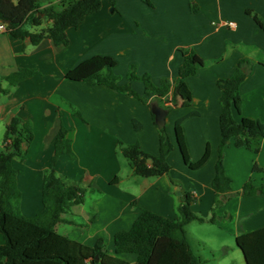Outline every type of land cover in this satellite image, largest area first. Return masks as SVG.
I'll return each instance as SVG.
<instances>
[{"label": "crops", "instance_id": "1", "mask_svg": "<svg viewBox=\"0 0 264 264\" xmlns=\"http://www.w3.org/2000/svg\"><path fill=\"white\" fill-rule=\"evenodd\" d=\"M59 1L39 3L45 7ZM115 8L104 0L100 11L88 15L79 27L68 29L70 43L66 46H56L50 39L34 45L29 38L19 39L0 30V133L16 117L31 123L34 133L25 158L13 162L19 170L20 211L34 217L43 209L44 171L50 166L63 124L70 129L75 158L63 154L55 169L85 188L86 194L96 195L87 208L85 194V202L72 208L67 217L70 222L60 224L59 232L90 246L103 239L111 254H116L115 234L130 229L143 211L179 218L176 204L181 190L172 179L196 197L193 211L206 219L212 216V183L221 142L218 81L230 77L241 60L250 61L252 68L240 88L242 115L235 110L234 116L264 121V26L257 20H264V0H116ZM183 50L196 53L198 72L186 79L177 104L168 110L165 126L174 143L168 158L172 170L159 177L138 176L130 164L129 169L122 164L119 141L139 143L144 151L158 155L160 128L152 105L160 103L153 94L143 102L68 74L102 57L115 62L113 71L121 78L120 84L129 82L127 75L135 67L138 75L148 74L159 85L162 78L176 79ZM20 69L38 73L18 84L6 79ZM131 83L141 97L146 96L142 81ZM162 103L170 105L165 98ZM185 116L178 130L176 121ZM133 119L141 124L140 129ZM180 138L192 163L209 152L201 166L188 163ZM255 162L264 167V138L258 153L236 147L234 142L225 148L233 196L217 209L212 224L234 236L236 242L240 235L264 227V194L245 195L242 191ZM263 180L257 176L256 184ZM3 242L0 233V244ZM119 256L135 263L133 254Z\"/></svg>", "mask_w": 264, "mask_h": 264}, {"label": "trees", "instance_id": "2", "mask_svg": "<svg viewBox=\"0 0 264 264\" xmlns=\"http://www.w3.org/2000/svg\"><path fill=\"white\" fill-rule=\"evenodd\" d=\"M104 0H60L58 4L42 7L39 0H0V22L7 26L12 36L29 38L34 45L44 39H50L56 46L70 43L68 29L79 27L86 17L98 12ZM116 10V0H106ZM149 2V0H146ZM264 26V20L257 17ZM48 22L47 26L44 23ZM40 28V29H39ZM183 63L174 80L162 78L155 84L150 75H138L132 68L128 73L129 82L120 84L121 78L113 71L115 62L110 58L96 57L82 64L68 76L81 79L89 84L107 85L117 91L135 96L148 102V95L162 107L171 110L177 104L179 91L186 85V79L198 72V56L193 50H183ZM252 64L241 60L236 71L227 78L219 79L221 89L220 130L221 142L212 186L215 191L212 216L206 219L192 209L196 197L185 191L180 183L172 179L173 185L180 186L182 194L176 204L179 218H167L152 210L143 211L132 227L119 231L114 237L116 254H111L103 239L90 246L72 239L58 231L62 223H69L66 215L75 205L85 202L86 189L59 175L55 169L57 160L63 154L75 158L70 129L63 124L57 133L54 155L50 166L44 171L42 203L43 209L34 217H25L20 211L21 192L17 185L19 170L14 166L15 159L25 158L26 147L32 142L34 133L32 125L20 118H13L6 127L3 142L0 144V233L4 242L0 244V264H133L120 254L135 255V262L141 264H200L201 257L193 250L188 238L186 226L193 221L215 222L216 211L228 201L233 194L232 178L225 167V148L232 142L236 147L247 148L255 153L261 149L264 138V121L242 116H234L236 110L242 115V95L240 88L245 81ZM36 69H20L6 77L12 84H18L37 74ZM133 80H140L145 85V95L140 96L132 87ZM170 105H164L163 99ZM77 116L81 114L75 111ZM196 114V113H192ZM155 118V115L153 113ZM185 117L176 121V128L181 130ZM136 129L141 124L133 119ZM160 152L158 155L144 151L139 143L126 144L119 141V151L128 159L133 172L141 177H159L169 175L172 166L169 155L174 150L166 126L159 129ZM180 143L188 163L193 167L201 166L208 158L209 152L197 163H192L185 142ZM151 160V162H149ZM264 177V167L257 162L253 164L252 176L245 183L243 193L264 194V180L256 184V177ZM116 182V181H113ZM237 245L246 256L247 264H264V227L237 237ZM263 259V260H262Z\"/></svg>", "mask_w": 264, "mask_h": 264}, {"label": "rangeland", "instance_id": "3", "mask_svg": "<svg viewBox=\"0 0 264 264\" xmlns=\"http://www.w3.org/2000/svg\"><path fill=\"white\" fill-rule=\"evenodd\" d=\"M4 132L1 131L0 140L3 138ZM119 156L124 167L129 169L128 159L120 152ZM92 195L96 194H86L87 208L93 202L94 196ZM23 215L25 216V214ZM66 217L69 215L67 214ZM60 227L61 225L58 226V231ZM186 231L193 250L202 259L200 264H247L235 237L226 233L221 227L212 224L209 220L206 222L193 221L186 226Z\"/></svg>", "mask_w": 264, "mask_h": 264}, {"label": "water", "instance_id": "4", "mask_svg": "<svg viewBox=\"0 0 264 264\" xmlns=\"http://www.w3.org/2000/svg\"><path fill=\"white\" fill-rule=\"evenodd\" d=\"M152 112L155 115V121H156L157 126L159 128H163L166 125V118L168 115V110L160 106L158 103H154L152 105ZM149 162H151V160H149ZM179 194H182L181 191H179ZM133 264H141V263L135 262Z\"/></svg>", "mask_w": 264, "mask_h": 264}, {"label": "built area", "instance_id": "5", "mask_svg": "<svg viewBox=\"0 0 264 264\" xmlns=\"http://www.w3.org/2000/svg\"><path fill=\"white\" fill-rule=\"evenodd\" d=\"M0 30H1V31H7V26H6L5 23L0 22Z\"/></svg>", "mask_w": 264, "mask_h": 264}]
</instances>
